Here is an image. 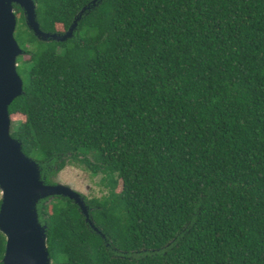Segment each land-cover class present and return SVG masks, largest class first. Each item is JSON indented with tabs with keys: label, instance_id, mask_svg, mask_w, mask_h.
Masks as SVG:
<instances>
[{
	"label": "trees",
	"instance_id": "obj_1",
	"mask_svg": "<svg viewBox=\"0 0 264 264\" xmlns=\"http://www.w3.org/2000/svg\"><path fill=\"white\" fill-rule=\"evenodd\" d=\"M34 1L52 33L87 8L42 40L15 4L12 136L47 183L75 164L106 190L98 230L39 201L51 263L264 264V0Z\"/></svg>",
	"mask_w": 264,
	"mask_h": 264
},
{
	"label": "water",
	"instance_id": "obj_2",
	"mask_svg": "<svg viewBox=\"0 0 264 264\" xmlns=\"http://www.w3.org/2000/svg\"><path fill=\"white\" fill-rule=\"evenodd\" d=\"M15 4L24 11L27 25L42 40H65L72 36L84 7L65 33L43 31L37 20L34 0H0V231L6 236L4 264H52L47 244V225L39 218L38 203L47 197L62 195L73 199L91 225L83 196L61 182L47 183L41 177L37 161L27 156L21 142L12 136L9 106L23 93L18 73V57L23 54L15 31Z\"/></svg>",
	"mask_w": 264,
	"mask_h": 264
},
{
	"label": "rangeland",
	"instance_id": "obj_3",
	"mask_svg": "<svg viewBox=\"0 0 264 264\" xmlns=\"http://www.w3.org/2000/svg\"><path fill=\"white\" fill-rule=\"evenodd\" d=\"M60 33L63 34L65 32ZM23 119L24 116L21 114L14 115L12 117V126L14 122ZM55 181L71 186L75 191L79 192L86 198L100 197L106 193V190L103 189L102 185L99 183L100 176H92L87 170L76 166L75 164L67 165L55 177ZM1 198L2 191L0 190V200Z\"/></svg>",
	"mask_w": 264,
	"mask_h": 264
}]
</instances>
